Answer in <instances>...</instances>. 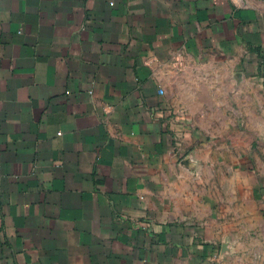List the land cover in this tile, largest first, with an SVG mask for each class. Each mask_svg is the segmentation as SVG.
Returning a JSON list of instances; mask_svg holds the SVG:
<instances>
[{
    "label": "crops",
    "instance_id": "1",
    "mask_svg": "<svg viewBox=\"0 0 264 264\" xmlns=\"http://www.w3.org/2000/svg\"><path fill=\"white\" fill-rule=\"evenodd\" d=\"M210 64L264 88V0H0V264H251Z\"/></svg>",
    "mask_w": 264,
    "mask_h": 264
},
{
    "label": "rangeland",
    "instance_id": "2",
    "mask_svg": "<svg viewBox=\"0 0 264 264\" xmlns=\"http://www.w3.org/2000/svg\"><path fill=\"white\" fill-rule=\"evenodd\" d=\"M192 62L200 66L209 63L207 57L195 58ZM208 67H211V64L203 68L206 71ZM197 70L199 84L216 89V102L224 101L223 111L231 116L233 128L235 127L237 131L241 129L242 136L245 135L248 146L247 165L243 168L247 169L248 181L250 183L257 182L260 179V173L261 178L264 180V155L259 160L253 155V149L259 150L264 147V88L261 81L250 76L245 79L239 72L227 75L226 72L222 71L220 76H217V74L212 75L211 72L208 74L206 71L205 73L202 68H196L194 76L197 75ZM261 139H263V142H261ZM197 144L186 143L185 151L191 152ZM235 145L234 142H231L232 148ZM242 155L244 154L242 153ZM188 156H190L189 153ZM233 181L238 182V179L233 177ZM247 229L249 233L244 235L243 239L251 248V253L247 255L248 260L251 261V264H264V220L263 222L258 220L252 222L249 218Z\"/></svg>",
    "mask_w": 264,
    "mask_h": 264
},
{
    "label": "built area",
    "instance_id": "3",
    "mask_svg": "<svg viewBox=\"0 0 264 264\" xmlns=\"http://www.w3.org/2000/svg\"><path fill=\"white\" fill-rule=\"evenodd\" d=\"M161 90H162V88H161ZM0 170H1V164H0Z\"/></svg>",
    "mask_w": 264,
    "mask_h": 264
}]
</instances>
